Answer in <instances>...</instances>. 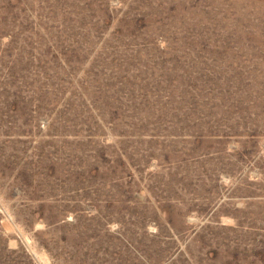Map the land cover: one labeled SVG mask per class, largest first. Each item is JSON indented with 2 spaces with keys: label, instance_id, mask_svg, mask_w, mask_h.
<instances>
[{
  "label": "rangeland",
  "instance_id": "rangeland-1",
  "mask_svg": "<svg viewBox=\"0 0 264 264\" xmlns=\"http://www.w3.org/2000/svg\"><path fill=\"white\" fill-rule=\"evenodd\" d=\"M0 264H264V0H0Z\"/></svg>",
  "mask_w": 264,
  "mask_h": 264
}]
</instances>
